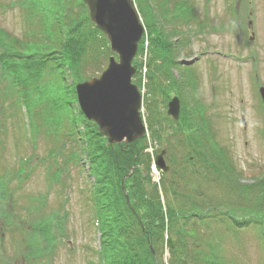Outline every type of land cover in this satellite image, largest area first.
<instances>
[{
  "label": "rangeland",
  "instance_id": "1",
  "mask_svg": "<svg viewBox=\"0 0 264 264\" xmlns=\"http://www.w3.org/2000/svg\"><path fill=\"white\" fill-rule=\"evenodd\" d=\"M263 1L237 0L232 15L224 11L230 0H151L149 7L145 0H135L146 32L144 45L136 54L135 75H139L134 78L143 95L141 115L149 135L143 159L148 153L149 175L164 210L167 214L176 211L169 224L166 219L164 235L156 244L163 264H264V217L250 220V215L241 216L235 222L230 204L235 203L233 210L240 215L246 202L232 186L224 191L219 184L226 182L228 175L242 184L244 192L246 185L264 182V104L258 91L264 85ZM24 2L0 0V26L13 42V48L3 44V49L7 55L9 49L15 53L9 58L12 78L6 80L8 74H0V185L2 176L17 166L15 159L26 158L29 172L24 184L15 177L5 184L6 195L15 191L6 207L16 216H9L1 230L4 247L0 240V264L95 263L99 248L92 220L95 180L89 177L87 165L77 162L72 153L96 129L84 121L87 118L80 109L76 87L101 77L111 56L110 44L90 20L82 0H33L32 6ZM178 2L183 5L181 12L175 9ZM147 8L149 12L144 13ZM31 13L39 21L35 28H50L53 38L36 36L33 46L25 47L21 43L30 38V32L24 20ZM73 19L79 23L74 30ZM60 20L61 27L55 22ZM73 37L81 54L60 55ZM169 44L168 50L165 46ZM23 48L28 49L26 55L21 53ZM214 52L248 53L252 61L238 68L233 59ZM171 59L175 65L168 64ZM15 78L23 89L10 87ZM22 93L29 103L24 114L34 125L30 129L21 112ZM175 96L182 104L178 121L167 113V104ZM27 107L31 116L26 114ZM187 121L198 127L194 134L206 146L201 156L189 143L195 128L188 129ZM74 137L79 138L77 144ZM163 149L170 165L165 174L154 163ZM142 163L140 170L147 175V162ZM229 166L234 171L228 172ZM132 182L124 183L127 202H134ZM108 199L105 195L104 202ZM115 210L113 207L105 219L102 212L114 242ZM195 210L197 216L184 219L183 213ZM34 222L45 232L38 242L51 248L43 256L24 255V251H32L28 242L34 236ZM49 222L56 229L52 233ZM179 229L187 230L184 239ZM182 243L181 257L172 254Z\"/></svg>",
  "mask_w": 264,
  "mask_h": 264
},
{
  "label": "trees",
  "instance_id": "2",
  "mask_svg": "<svg viewBox=\"0 0 264 264\" xmlns=\"http://www.w3.org/2000/svg\"><path fill=\"white\" fill-rule=\"evenodd\" d=\"M151 0H145V6L149 7ZM179 3V2H178ZM84 5V4H83ZM176 11L181 12V8L183 5L176 4ZM78 6V5H77ZM85 6V5H84ZM178 7V8H177ZM79 8V7H78ZM79 12V11H78ZM78 12L75 14L77 15ZM144 13H148V8L143 11ZM88 15V12H86ZM183 14V13H182ZM83 15V12L81 13ZM75 18V17H74ZM78 19V18H77ZM146 20L149 21V18L146 17ZM56 24H58L59 27L62 26V20L55 21ZM58 22V23H57ZM61 22V23H60ZM76 19H73L72 21V30H74L75 25L79 26V23ZM52 29V28H51ZM77 29V28H76ZM48 31V32H47ZM77 31V30H75ZM39 35L44 39V37L48 36L49 38H53L52 34H50V28H46L44 26L43 30H36L34 29L32 32V37ZM9 36L6 32L3 30H0V48H2V52L0 49V53L3 55V59L10 58L11 55L15 54L13 53L12 49H9V55H7V52L4 51L3 47L5 44L8 48H13V42L9 40L7 37ZM8 38V39H7ZM13 39V38H12ZM8 40V41H7ZM33 42H26L25 40L21 43L22 45H25V47H32ZM32 45V46H30ZM58 45H60L58 43ZM143 45V41L141 43ZM165 46V45H164ZM171 44L168 46H165L166 49L169 50ZM64 47L67 48L65 51H62L61 53L66 52L69 53L73 57H77L81 54V49L78 48V42L74 39H69L65 44ZM57 51H58V47ZM142 48V46H141ZM40 50L43 49L41 46L39 48ZM38 49H34V51H37ZM28 52V49L23 48L21 50V53L23 55H26ZM54 52V50H53ZM42 55L47 56V52H40ZM49 53H51L49 51ZM11 54V55H10ZM31 55L33 54V51L31 52ZM49 56V55H48ZM15 57V56H14ZM48 58V57H47ZM8 60V59H7ZM137 63V60H136ZM168 64L175 65L173 59L168 61ZM12 66V64H11ZM9 66V68H11ZM57 67H60L59 59L57 62ZM69 69L72 70V64L68 65ZM166 68V67H165ZM138 76V75H137ZM182 117V116H181ZM181 119V118H180ZM84 121L87 123V121L84 119ZM187 128L190 130H194L190 128V126H193L195 128L194 132L189 136L190 140L189 143L193 146H196L195 152L196 154H199L201 156V151H205L206 146L199 140H197V135L194 133L198 131V127L190 123V121H187ZM87 127L90 125L95 127L96 132L93 136H90L88 131V139H86L85 144L81 143L78 146L77 151L73 152V156L77 157L79 161H83L87 159V164L90 168V174L95 178V181L93 183V189L95 191V196L100 202V210H101V221H102V248L105 253V264H163L160 262L158 248L156 247V244L159 242V240L164 235L165 228L167 227V223L169 224L171 222V219L173 218V215L175 216L176 211L169 210L170 213L167 214V212L164 210L161 202H160V192L157 185H152V180L149 175L150 173V159L149 154L147 153V156L143 159L144 152L146 150V138H140L135 140L134 142L130 143L129 145L122 144H115L110 145L106 138L100 133L98 130V126L93 123H87ZM86 133V138H87ZM74 142L79 141V138L76 140V137H74ZM201 147V148H200ZM208 152V151H207ZM207 154H210L209 152ZM207 159H210L206 157ZM149 159V161H148ZM226 159H224L225 161ZM146 163L148 165L147 175H143L141 172L142 165L141 163ZM86 161H83L82 164H85ZM142 163V164H143ZM135 165V169L132 175L127 176L130 171L131 167ZM228 172L234 171V167L231 168L229 166V169H227ZM127 176V177H126ZM126 177V178H125ZM124 180V183L127 181H133L131 183L133 191H132V197H134V202L130 200V202H127V199L124 195V190L122 186V181ZM264 181V180H261ZM224 191L227 189L226 187L232 186V191H235L240 195V200H244L246 203H244V209L239 211L241 214L239 215L238 212L235 213L233 209L236 210L235 203H231V211L233 216V219L235 222L239 221L238 217L241 216H247L250 215L252 220L253 218L262 219L264 217V182H259L257 185H246L244 192L241 190L242 184H240L238 181L235 183V181H232L231 178L227 175V180L224 183H219ZM255 189V190H254ZM108 191L110 193H108ZM262 191V192H261ZM251 194L249 195V193ZM0 198H8L7 195H4V188H1L0 192ZM241 193V194H240ZM253 194V195H252ZM255 194H259L258 197H255ZM105 195H109L108 204L109 211L107 210V205L104 202ZM228 198L233 199V195L230 196L229 193L227 194ZM252 195V196H251ZM250 203H254V206L249 207L248 205ZM221 205V204H220ZM219 205V206H220ZM113 207L116 209V215L114 218V221L116 222V239L115 242L110 235V230L108 228L107 222H103V213H104V219L105 217H108V212L111 213V210L113 212ZM195 211H189L183 213L184 219H187L189 217L197 216L198 213ZM103 212V213H102ZM173 212V214L171 213ZM167 219V223H166ZM264 226V223H263ZM262 226V227H263ZM264 229V227H263ZM177 232V231H176ZM180 234H182L183 239L186 236L187 230L181 231L179 229ZM180 245V244H179ZM177 245V248L178 246ZM182 245L178 249H174L172 254L178 255V257H181V252H183ZM119 249V250H118ZM122 250V252H120ZM184 255V254H183ZM174 261V258H172ZM97 264V263H96ZM100 264V262L98 263Z\"/></svg>",
  "mask_w": 264,
  "mask_h": 264
},
{
  "label": "water",
  "instance_id": "3",
  "mask_svg": "<svg viewBox=\"0 0 264 264\" xmlns=\"http://www.w3.org/2000/svg\"><path fill=\"white\" fill-rule=\"evenodd\" d=\"M92 21L100 28L117 52L119 60L110 58L107 69L100 78L79 83L76 87L80 108L85 116L97 123L101 133L113 144H130L146 135V125L140 109L142 94L132 78L136 66H132L139 41L144 33L133 0H84ZM264 100V88L261 89ZM180 99L174 97L168 104V114L178 119ZM166 150L156 156L158 168L168 171ZM135 165L131 168V174ZM130 174V175H131ZM171 242V241H170ZM174 247V242H171Z\"/></svg>",
  "mask_w": 264,
  "mask_h": 264
}]
</instances>
